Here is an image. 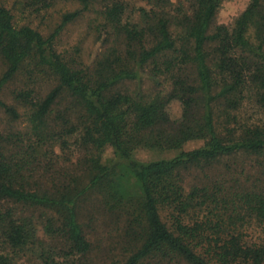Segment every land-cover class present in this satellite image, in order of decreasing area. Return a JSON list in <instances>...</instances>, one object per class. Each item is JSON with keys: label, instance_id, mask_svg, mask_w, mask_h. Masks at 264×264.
<instances>
[{"label": "trees", "instance_id": "obj_1", "mask_svg": "<svg viewBox=\"0 0 264 264\" xmlns=\"http://www.w3.org/2000/svg\"><path fill=\"white\" fill-rule=\"evenodd\" d=\"M78 1L48 36L14 23L0 3V111L24 118L22 130H0V243L8 249L0 264H27L11 253L35 246L42 264H91L79 217L92 197L125 250L116 264H264V231L246 234L252 219L264 224V184L230 162L264 159V119L242 116L247 103L264 113V0H249L229 24L215 23L221 0L149 4L132 15L122 0H101L102 50L86 66L56 49L64 27L97 0ZM25 4L45 9L52 0ZM174 100L178 119L167 112ZM71 139L60 161L55 148ZM140 148L176 154L139 161ZM39 233L58 247L41 245Z\"/></svg>", "mask_w": 264, "mask_h": 264}, {"label": "rangeland", "instance_id": "obj_2", "mask_svg": "<svg viewBox=\"0 0 264 264\" xmlns=\"http://www.w3.org/2000/svg\"><path fill=\"white\" fill-rule=\"evenodd\" d=\"M126 5L128 13L132 15L135 8L138 6L148 7L149 4H170L169 9L175 8L177 4L183 3L187 4L185 0H122ZM0 3L5 7L9 8L12 15L14 23L16 24H28L31 27L37 29L44 36H48L53 29L56 27L61 19L63 13L67 11H73L81 7L78 0H52V4L46 6L47 8L35 9V7H40L41 4H30L27 0H0ZM249 0H221L220 5L217 9L215 16L216 24H229L232 20L245 9L248 5ZM102 1L97 0L93 4H89L88 9L82 11L79 16L72 22L68 23L64 29L57 36L56 49L63 54L67 60H72L75 64L79 66L91 65L95 59L98 57L102 50L101 40L103 39V33L99 34L100 30H97V24L100 22L99 12L102 8ZM4 66L0 60V73ZM146 79L144 78L143 81ZM51 83V82H50ZM14 85L10 84L3 92V99L7 103H11L10 91ZM125 86L130 89L136 87L135 82H127ZM149 82H143V88L149 89ZM50 88V84L44 82L41 85L42 94L45 93ZM63 100L61 105L68 104ZM167 112L172 119H178L181 114V105L178 101H171L167 107ZM242 116L245 118H251L253 120H263L264 113L257 110L251 104H245L242 110ZM24 118L21 117L17 121H10L1 111H0V130L3 132L9 131H20L24 128ZM75 143H70V148L65 151H60L58 147L55 151L58 153L59 160L62 161V154H70ZM200 145V142H189L183 148L192 149ZM74 155L76 153H73ZM176 154V151H156L145 148H140L134 151L133 157L139 161H149L161 158H170ZM111 156V150L106 149L102 155L103 160H106ZM72 157V155H71ZM258 161H252L245 156H238L230 160L234 164V168L237 172L241 169L244 170V174L250 180L258 182L259 184H264V159L259 157ZM253 168H250L252 167ZM223 162L218 164V169H222ZM236 172L232 171L226 174L224 177L227 180V184L231 183V178H235ZM195 172H190V174H185V187L188 188L195 179ZM248 184L250 182H247ZM97 199V198H96ZM95 197L87 200L85 205L80 211V221L82 223L83 229L91 243L90 252L87 255V259L91 264H116L121 260L126 254L125 250L122 249V244L119 242L117 237V230L113 224V221L109 219L101 211L100 206L97 203ZM249 219L247 218V221ZM250 227L247 231V236H258L261 231H264V224L259 225L255 223L254 219L251 220ZM263 235V234H262ZM41 239V245L45 247L57 248L58 245L52 240L43 237L39 233ZM40 249V247H39ZM1 251H8L5 245L0 243ZM37 247L28 248L19 253H11L16 260L25 261L27 264H42L41 260L37 256Z\"/></svg>", "mask_w": 264, "mask_h": 264}]
</instances>
